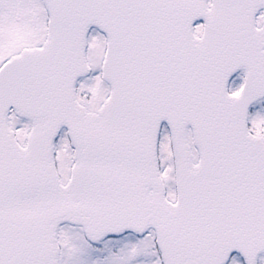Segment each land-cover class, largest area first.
<instances>
[{"label": "snow or ice", "instance_id": "obj_1", "mask_svg": "<svg viewBox=\"0 0 264 264\" xmlns=\"http://www.w3.org/2000/svg\"><path fill=\"white\" fill-rule=\"evenodd\" d=\"M0 264H264V0H0Z\"/></svg>", "mask_w": 264, "mask_h": 264}]
</instances>
